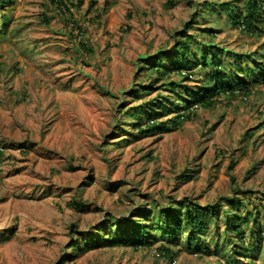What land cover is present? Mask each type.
Returning a JSON list of instances; mask_svg holds the SVG:
<instances>
[{"label": "rangeland", "instance_id": "1", "mask_svg": "<svg viewBox=\"0 0 264 264\" xmlns=\"http://www.w3.org/2000/svg\"><path fill=\"white\" fill-rule=\"evenodd\" d=\"M63 1L65 11L51 0L0 2V264H264V86L245 101L220 94L168 133L141 134L122 115L149 100L166 107L159 121L185 113L182 100L160 97L174 75L130 92L155 77L154 62L146 75L137 63L185 34L242 55L239 66L232 54L220 59L244 80L264 72V23L250 33L219 5L244 0ZM189 71L197 90L207 73ZM184 199L220 207L194 241L186 229L137 248L101 240L116 237L110 219ZM233 214L248 219L241 234ZM92 237L99 243L86 248Z\"/></svg>", "mask_w": 264, "mask_h": 264}, {"label": "trees", "instance_id": "2", "mask_svg": "<svg viewBox=\"0 0 264 264\" xmlns=\"http://www.w3.org/2000/svg\"><path fill=\"white\" fill-rule=\"evenodd\" d=\"M51 3L67 9L66 2L63 0H51ZM212 5V3H209L203 9L207 11L210 7L212 8ZM219 5L231 11L229 16L233 25L239 26L250 33L257 29L258 23H264V0H244V8H239V10L231 9L229 7L230 3H221ZM184 36V39L178 41L177 46L172 47L170 51H158L156 55L145 56L147 61L137 63L136 70L144 72V75H146L149 68L147 62H154L149 68L150 73L148 75L152 76L154 74L155 77L147 85H134L130 91L133 95L137 96L140 89H156L153 83L161 82V80H164L165 75L170 74L178 79L164 81V83L158 85L159 88L160 86H166V90L169 92L168 95L160 97L165 100L164 102H168L175 107L179 105L176 102L177 99L179 101L182 100L185 104L184 108L177 107L185 113L177 112L175 117L168 121L158 120L159 116L167 112L166 107L159 100L156 102L149 100L127 108L122 115L127 114L130 116L133 126L141 134L168 133L177 129L184 119L191 120L196 114V108H212L217 103L220 94L232 97L238 95L248 97L253 93L254 83L261 81L264 85V72L255 75V72L249 69L248 77L250 79L244 80L233 73L230 63L223 62L220 59L223 52L230 56L232 54L236 56L234 66H239L240 62L237 60L242 55L235 54L225 47H220L213 43L198 41L191 34H185ZM192 39L199 45L200 57L198 59L196 58L198 55L197 51L194 52L189 48ZM194 68H201L207 73V81L197 87V90L187 85V82L193 77V73L189 70ZM118 128L120 129L121 127ZM225 201L237 204L232 199H225ZM73 204L79 209L84 207V203L74 201ZM219 208L216 204L202 206L188 199L174 201L166 206L154 207L156 210L155 215L152 214V209H145L144 211H139L138 216L131 214L114 221L110 219L108 226L111 227L112 231L115 230L113 232H115L116 237L110 234L101 238V240L109 246L132 245L137 248L148 245L156 233H160L166 239L176 240L180 231L186 229L188 232L187 238L194 241L205 233L208 224L207 217L211 212L216 214ZM248 214L254 216L251 212ZM152 215L157 217L155 222L152 221ZM228 221L233 224L234 231L241 234L242 228L248 222V219L242 215L233 214L231 217L228 216ZM113 226H116V228L113 229ZM70 228L72 232L75 231L74 225H71ZM87 242L86 248L99 243L97 237L87 238ZM73 246L75 247V245H71L72 248H74ZM159 250L164 254H171L167 246L161 245Z\"/></svg>", "mask_w": 264, "mask_h": 264}, {"label": "crops", "instance_id": "3", "mask_svg": "<svg viewBox=\"0 0 264 264\" xmlns=\"http://www.w3.org/2000/svg\"><path fill=\"white\" fill-rule=\"evenodd\" d=\"M8 1L11 2V0H3V1L0 0V2H5V3H7ZM4 31H5V30H4V28H3V30H0V33L3 34ZM256 83H257V84H260V86H261V85L264 86L263 83H261V81L256 82ZM256 83L253 84V87L255 86ZM254 88H255V87H254ZM254 91H255V90H253V92H254ZM248 97H249V96H248Z\"/></svg>", "mask_w": 264, "mask_h": 264}, {"label": "built area", "instance_id": "4", "mask_svg": "<svg viewBox=\"0 0 264 264\" xmlns=\"http://www.w3.org/2000/svg\"><path fill=\"white\" fill-rule=\"evenodd\" d=\"M66 9L64 8L63 11H65ZM243 100H247V97L246 96H243Z\"/></svg>", "mask_w": 264, "mask_h": 264}]
</instances>
